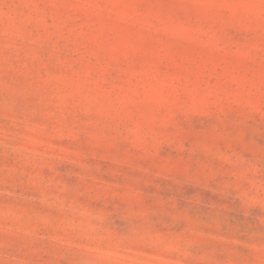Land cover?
<instances>
[{
  "label": "rangeland",
  "instance_id": "1",
  "mask_svg": "<svg viewBox=\"0 0 264 264\" xmlns=\"http://www.w3.org/2000/svg\"><path fill=\"white\" fill-rule=\"evenodd\" d=\"M0 264H264V0H0Z\"/></svg>",
  "mask_w": 264,
  "mask_h": 264
}]
</instances>
